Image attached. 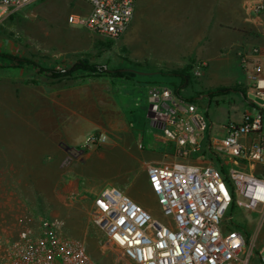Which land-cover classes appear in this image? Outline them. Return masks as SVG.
I'll return each mask as SVG.
<instances>
[{"label":"rangeland","instance_id":"1","mask_svg":"<svg viewBox=\"0 0 264 264\" xmlns=\"http://www.w3.org/2000/svg\"><path fill=\"white\" fill-rule=\"evenodd\" d=\"M222 1L225 49L215 80L227 85L215 89L202 85L204 73L200 78L192 75L201 61L198 55L206 41L200 32L203 29L200 0H187L179 17L168 1L161 10L153 2L139 9L137 23L142 27L131 46L123 41L127 33L118 40H108L69 26L66 20L70 14L88 11L80 0H38L0 25V46L17 47V54L29 62L17 65L0 57V242L3 238L15 239L35 230L41 221L49 220L59 235L82 243L97 264H113L112 253L101 252L103 234L90 219L92 199L104 185L119 188L159 222H168L149 190L146 166L171 167L180 163L206 166L214 165V159L203 151L181 158L175 146L149 125L147 107L133 105L130 97L141 96L148 89L137 87L142 72L153 76L156 71L168 73L190 65L191 83L180 94L192 97L187 102L194 104L206 118L212 129L210 135L228 122L240 120L243 97L236 91L244 96L245 81L237 85L233 78L237 50L230 41L240 32L253 41H264V0ZM256 4L263 6L260 12L253 10ZM159 18L168 23L178 18L193 20V30L185 35L167 32L160 43L154 38L153 24ZM160 52L176 56L177 60L162 64L158 60ZM78 62L95 67L98 73L81 70L54 77L36 67L63 72ZM126 68L138 74L123 78L109 74ZM90 78L101 84L98 91L112 92L113 98L93 97L98 92L94 87L80 94L79 84L88 83ZM162 82V86L174 83ZM155 86L159 85L152 87ZM220 89L229 91L219 92ZM204 95L209 96L210 103L198 101ZM91 120L102 125L92 129ZM88 130L89 134H82ZM92 133L106 134V143L85 148ZM67 149L76 151L78 157L64 168L61 163ZM104 154L112 155L106 162H100ZM258 220L259 215L236 208L229 210L223 220L224 229L242 226L247 239L243 257L251 256L249 264H259L257 252L264 244V229L258 231Z\"/></svg>","mask_w":264,"mask_h":264},{"label":"built area","instance_id":"2","mask_svg":"<svg viewBox=\"0 0 264 264\" xmlns=\"http://www.w3.org/2000/svg\"><path fill=\"white\" fill-rule=\"evenodd\" d=\"M37 1L0 0V25ZM83 1L89 12L69 15V26L108 40H118L128 30L136 0ZM262 9L260 4L253 8ZM236 56L250 108L238 122L221 127L222 138L202 141L210 129L206 118L169 88L151 87L146 99L137 100L147 107L148 124L181 158L203 151L214 165L146 166L147 184L167 223L116 188L96 194L90 219L103 234L101 252L110 251L113 264H249L251 256L243 257L247 239L242 226L224 229L223 220L236 208L259 215L258 231L264 229V55L252 49L237 51ZM203 67L196 64L194 78L202 76ZM106 140V134L92 133L84 147L97 148ZM76 157V151L67 149L61 166L68 167ZM257 258L264 264V244ZM0 264L97 263L82 243L59 235L52 221L43 220L35 230L2 239Z\"/></svg>","mask_w":264,"mask_h":264},{"label":"crops","instance_id":"3","mask_svg":"<svg viewBox=\"0 0 264 264\" xmlns=\"http://www.w3.org/2000/svg\"><path fill=\"white\" fill-rule=\"evenodd\" d=\"M80 1L88 7V11H87V13H88L89 12L88 4L83 0H80ZM167 1L170 2L171 6L177 10V12H176L177 17L180 16V14H181L180 11L183 8H185V5L187 3V0H136L135 7H134L133 19H132L131 24L128 28L129 32H127L128 30L125 32V34L126 33L127 34L123 39L124 43L127 46H131L135 43V41H136L135 36L141 30V27H142V24L137 23V17H138L139 9L141 11V10H143L144 7H147V5L150 2H153V3H157L158 7L157 6L156 7L159 10H161L163 8H166ZM219 1H222V0H200L201 16H202V21H200V24L203 25V29L200 32L205 35L204 39L206 41H205V44L202 48L203 50L201 51V54L198 55V60H201V61H198L197 64L202 63L204 65L203 73L205 74L204 79L205 78L206 79L202 82V85L206 88H211V89H215L217 87H223L224 85H227V84H223L219 80H215V79H217V75L219 74L218 62L224 56L225 37H226L225 27H224V17H223L224 5H223V1L222 2H219ZM163 4H165V6H163ZM87 13H85V14H87ZM72 14L85 15V14H78V13H72ZM16 16H12L8 20L15 18ZM263 19H264V14H263ZM66 22H67V20H66ZM153 24H154V33H155L154 38L156 39V41H160V43H161V41L165 40V35L167 32L172 33L174 31L177 35H179V33L185 35L186 33L192 31L193 30L192 25H194V21L193 20L190 22L189 21H182L180 18H178L175 21L172 22V20H171L168 23L165 19L159 18V19H156L153 22ZM186 26L189 27L188 30H187ZM231 40H232V41H230L231 46H233L237 51L243 50L245 52H250L252 49H258L260 51V53L262 55H264V41L263 40H261L260 42L253 41L251 38L244 36L243 32L238 33L237 38L234 36V38H232ZM18 51H19V49L17 47L10 48V47H6V46H0V55L4 54V55L16 56L18 58L23 59L21 57L22 56L21 54H17ZM8 52H9V54H8ZM158 58H159L158 59L159 62L162 64H166L168 62H172V61L177 60L176 56H174V57L169 56L168 57L166 54L161 53V52L159 53ZM180 63H183V61H180ZM235 63L236 64L233 68V72L235 75L233 78L235 80V83L238 85V84L243 83L244 75H243V73L239 67L238 59H237L236 55H235ZM206 65H208V66L206 67ZM126 70H129V69L126 68ZM160 72H162V71H156L154 73H160ZM149 73L150 72H142V75H139V76H142L143 78L141 77L142 80L139 81V83L137 84V87L139 86V88L142 90L146 89V88H148V89L141 96L135 97V95H134V96L130 97L133 105H135V106H136V104H137L136 102L139 98H143V99L147 98V93H148V90L150 89L149 87L153 86V85H151L152 82L159 81V83H158L159 86H155V87H161L163 85L162 81H166V80L178 82L177 79H170V77H163V76H160L158 74L153 75V76H149L150 75ZM143 74H145V75H143ZM91 80L92 79L90 78V81L88 83L79 84L78 88H79L80 94H86V92L93 90L92 87H94V89L96 91H98L101 88V84L99 82L91 81ZM111 86H113V85L111 84ZM162 87H164V86H162ZM111 93L112 92H109L106 90L98 91V92L93 93V97L96 96L99 99V97L101 95H104V96H109V97L113 98V94H111ZM238 93H240L241 96L243 97L242 109H243V113H244L250 107L247 104L246 99L244 101V96L242 95V93L240 91ZM117 97H115V98H117ZM182 98L185 99L186 101L192 99V97H187V98L182 97ZM198 101H207L208 103H210L208 95H204L202 97V99H198ZM138 106H143V104L138 105ZM84 120L86 121L87 119L84 118ZM91 121H92V126H91L92 129H98L102 125V123H101V125H99L100 123L97 121H93V120H91ZM89 132H91V131L88 130L86 132H83L82 134H87V133L89 134ZM211 132H212V129L210 126L208 137H207L210 139V141H212L213 139H216V138H222V136H223V131L221 130V128L213 136L210 135ZM75 141H77V138L75 139ZM111 155L112 154H109V155L104 154L99 158L100 159L99 161L100 162H106L105 160L107 158L109 159L111 157ZM157 163L165 164V162H162V163L157 162ZM191 165H198V164H191ZM126 175H127V172H126ZM106 187H113V188L120 190L119 188L112 186V185H104L99 190V192ZM120 191H122V190H120ZM122 192L125 193L124 191H122ZM126 195H128V194H126ZM141 206H143V205H141Z\"/></svg>","mask_w":264,"mask_h":264},{"label":"trees","instance_id":"4","mask_svg":"<svg viewBox=\"0 0 264 264\" xmlns=\"http://www.w3.org/2000/svg\"><path fill=\"white\" fill-rule=\"evenodd\" d=\"M0 57L9 59V60L13 61L14 63H16L17 65H21L22 63H29L26 60H23V59L18 58L16 56L1 54ZM36 67L40 70V72L53 74L54 77L67 76L68 74H71L72 72L81 71V70L90 71V72L97 71L95 67L88 66L87 64H83V62L75 63L73 66H71V68L69 70H66V71L64 70L63 72L60 70L58 71V70H53V69H49V68H44L43 66H40V65H36ZM190 70H191V66L189 65V66H186L182 69L170 71L168 73L160 72V73H156V74L163 76V77H170V79H177L179 84H177L176 82H174V83L170 82V83H167L166 85H164V87L171 89L173 94L176 97L182 98L180 91L182 89L186 88L187 86H189L191 83V71ZM97 73H98V71H97ZM109 74L113 77L123 78L129 74H138V73H134L131 70H121L120 69V70L109 71ZM154 84H158V83H156V82L151 83V85H154ZM218 91L219 92H226L229 90L220 89ZM236 92H239V91L237 90Z\"/></svg>","mask_w":264,"mask_h":264}]
</instances>
